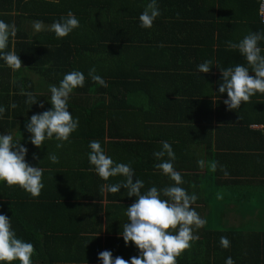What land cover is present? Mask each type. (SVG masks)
I'll use <instances>...</instances> for the list:
<instances>
[{
	"label": "crops",
	"instance_id": "0c3cea01",
	"mask_svg": "<svg viewBox=\"0 0 264 264\" xmlns=\"http://www.w3.org/2000/svg\"><path fill=\"white\" fill-rule=\"evenodd\" d=\"M62 1L63 6L60 0H0V20L14 23L17 28L16 36L9 39L7 51L14 52L19 41L37 33L32 28V21L41 20L44 25L42 29L47 28L53 21H45L43 15H53L60 7L64 12L71 10L74 15L88 13L94 17L99 13L140 14L147 3V0ZM260 3L261 0H158L161 15L154 21L155 31L162 34L174 31L175 34L158 39L164 51L147 68L133 70L135 63L130 61L129 66L123 65L127 69L119 72L118 79L124 77L123 73L126 72L130 78L136 74L139 75L136 81L142 80L137 87L139 92L136 94L134 91L130 96L133 103L129 114L124 115L122 105L117 108L119 121H123V116L127 118V134L117 132L112 123H104L101 114L96 112L102 108L101 104H105L103 88H107L90 86L87 90L84 85L74 89L68 99V111L78 118L80 131L73 132L60 149L56 148L57 141L54 139L45 140L37 148L28 142L30 134L25 131L24 125L31 115L51 108L48 85L58 86L64 74L70 71L56 69L58 59L55 53L49 63L46 62V53L40 68L28 69L21 65L20 69L9 67L10 71H0V94L8 88L11 94L8 105L11 102L17 105L15 109L5 106V112L0 116V134H11L14 139H20V143L28 149L26 162L43 170L44 187L40 194L62 204L61 208L53 207L59 209H53L51 216L46 221L43 219L44 224L36 227V230L42 227L50 229L43 235L45 242L41 252L44 259L36 264H101L97 253L103 250H109L113 258L119 256L125 261L139 254L132 244L125 246L118 235L127 222L125 208L136 197H128L123 188L118 193L101 191V185L116 183L123 178L110 177L104 181L89 170L91 166L87 154L90 151L89 141L92 140L100 141L105 154L114 162L131 163L135 173L133 182L139 178L144 183L142 193L151 186L160 189L174 183L154 167L160 161L153 153L160 150L161 141L169 142L175 154L174 170L181 174L183 183L188 184L193 179L194 183L197 182L194 189L198 191L195 193L198 199L191 207L205 221L203 225L209 226L207 217L213 219L210 225L213 222V227L221 229L250 222L251 216L241 213L235 192L236 188H244L238 183L250 188L249 176L246 179L240 175L264 170L261 150H254L260 161L248 157L253 153L251 149L264 148V139H260L264 135V93H257L247 103L242 102L239 109L229 111L223 103L227 95L218 92V83L221 81V68L246 64L238 50L228 49L225 42H238L249 32L264 33V24L259 17ZM102 18H105L104 15ZM90 29V21L80 19L79 27L66 40L72 48L77 47L81 52L80 56L74 57L81 68L92 64L91 53L86 51L87 45L92 43L86 37ZM80 30L86 31L85 35ZM150 31L153 33L154 30ZM130 32L131 37L126 35V42L116 44L136 45L132 36L137 39V36L146 35L143 30L141 33L135 30ZM258 45L264 55V40ZM206 59L213 61L211 71L198 73L196 66ZM0 66L6 65L0 61ZM82 73L86 80L88 73ZM249 75L254 76V73L249 72ZM133 82L134 78L129 84ZM135 89L134 85L132 90ZM23 92L33 93L39 104H25ZM40 104L44 107L41 108ZM237 127H244V130L237 133ZM95 130L101 136L88 139ZM190 131L195 136L188 135ZM252 131L258 132L257 139L250 136ZM151 136L156 138L153 142ZM199 140L202 144L198 143ZM34 153L37 159H33ZM47 153H55L58 162L48 161ZM199 159H204L206 165L209 161H215L212 163L216 165L215 169L209 166L198 168L196 162ZM221 168L227 170V176ZM194 174L199 175L198 180L193 177ZM233 182H237L235 188ZM16 188L19 189L16 191L18 195L28 196L19 186ZM217 190H222L224 194ZM227 199L233 202L228 203ZM229 209L233 211L232 217L228 215ZM203 225L199 227L200 231ZM191 227L195 235L197 227ZM178 258L176 264H181Z\"/></svg>",
	"mask_w": 264,
	"mask_h": 264
},
{
	"label": "clouds",
	"instance_id": "9594fccd",
	"mask_svg": "<svg viewBox=\"0 0 264 264\" xmlns=\"http://www.w3.org/2000/svg\"><path fill=\"white\" fill-rule=\"evenodd\" d=\"M56 2V0H52ZM161 15L158 0H147L140 13L139 27L151 28L153 22ZM43 21H32L34 31H41ZM79 27V21L74 13L69 10L66 15L54 20L47 26V30L54 33L57 39L64 38ZM17 28L14 23H6L0 20V61L13 70L21 68V60L13 51H5L10 37H15ZM264 40V33L249 32L238 42L226 41L228 49L238 50L246 61V64H236L227 68H221V81L218 83V92L227 98L223 100L227 110L235 111L240 108L242 102L247 103L250 97L257 93H264V55L258 42ZM213 61L206 59L196 66L198 73H209ZM249 72L254 73L249 75ZM95 68H90L88 77L101 87H107L105 80L95 74ZM85 76L79 70H73L64 74L58 86L48 85L50 98L48 102L51 108L35 113L26 121L24 128L29 133L28 142L40 148L45 140L57 141L56 148L63 147L70 135L78 128V118L68 111V99L74 89L83 87ZM26 96L25 104H39L31 92H23ZM8 107L15 109L16 103L11 102ZM43 108V104H40ZM5 112L0 105V116ZM87 154L90 171H94L99 178L108 181L110 177H122L116 183L101 185V191L118 193L123 188L128 197H136L135 201L125 208L124 215L127 222L123 224L122 231L118 234L125 246L132 244L139 250L137 256L129 261L117 256L113 258L111 251L103 250L97 253V259L101 264H176V258L185 249L190 247V241L198 239L193 234L195 225L202 226L205 221L200 217L194 207H191L198 199L195 193L189 194L180 185L183 183L181 174L174 170V151L167 141H161L159 151L153 156L156 160L154 167L174 183L158 189L151 186L146 190L144 183L137 178L133 182L134 170L131 163H117L105 154L100 141L92 140L88 144ZM28 149L20 143V139H14L11 134H0V182L7 186L17 185L32 197H38L44 187L40 167L31 166L26 162ZM167 159H163L164 157ZM33 159H37L35 153ZM46 159L51 163L58 162L55 153H47ZM197 166L203 169L206 165L204 159L197 160ZM215 169V164L208 165ZM225 176L226 169L221 168ZM218 198H221L218 196ZM221 248L227 249L230 241L225 235L219 238ZM34 246L30 242L17 237L13 230L11 220L4 214H0V264H11L19 261V264H32L31 257ZM224 264H235L231 256L226 257Z\"/></svg>",
	"mask_w": 264,
	"mask_h": 264
},
{
	"label": "trees",
	"instance_id": "16d2710c",
	"mask_svg": "<svg viewBox=\"0 0 264 264\" xmlns=\"http://www.w3.org/2000/svg\"><path fill=\"white\" fill-rule=\"evenodd\" d=\"M78 1L83 2L84 0ZM86 1L87 0H85V2ZM60 4L63 6L64 2L60 0ZM66 12L67 11L64 12V9L60 7L55 10L53 15H43L45 16L43 19L45 21L58 20L61 16H64V13ZM87 14L88 13H83L75 16L79 22L80 19L89 20L92 26V29L89 30L88 36H86L92 42L86 47V51L91 53L90 57L92 59V64L90 67L81 68L78 64V61L74 57L80 56L81 52H78L79 49L77 47L72 48L71 44H68L66 40L69 36L57 39L54 33L47 30V28L34 33L35 35L30 36L29 39L25 38L19 41L15 46L14 53L19 56L21 65H25V68L28 69L40 68L41 63H43L42 58L46 53L47 63L50 62L54 53L57 55L58 61L56 69L61 70L62 72L79 70L88 73L89 69L94 67L96 70L95 74L99 75L101 73V77L105 82L109 80L106 87L107 89L105 90L103 88V91L107 94L105 95L103 92L102 99H105V104H101L102 108L96 110V112L99 115L101 114L100 116L104 123H112V125H115L116 131L118 130L117 132L127 134L125 122L127 118L125 119L123 116V121L120 122L117 108L122 105L124 107V115L129 114L133 103L130 101V96L134 94V91L136 94L139 92L137 87L139 81L142 80L139 79L136 81V78H138L139 75L135 74L133 75L134 82L129 84V81L133 79L130 78L129 73L124 72L123 74H125V76L118 79L119 72L125 71L127 67H124L123 65L126 64L129 66L130 61L135 63L133 70L138 71L142 67L147 68L148 65L161 54V51H164L160 47L161 41H158V39L172 37L175 32L167 31L162 34L161 31H155L156 21L153 22L151 28L145 29L139 27V13L131 15L99 13L98 15H94V17ZM103 15L105 18H102ZM96 18H98V20L95 23ZM100 28L103 30H99ZM150 29L154 30L153 33ZM162 29L163 26L160 30ZM134 30L139 32L143 30L146 33V35L143 34L142 37L137 36V39H135V36H132L136 45L130 46L116 44L120 41L126 42L128 40L126 35L131 37L130 31ZM80 32H84V35L86 33V31L82 30H80ZM8 45L10 47V43ZM9 47H7L5 51H7ZM70 48L77 50V52L71 51ZM120 60L122 61L121 63ZM0 71H10V69L7 65L5 67L0 66ZM84 85L87 90L90 86L101 87L95 82H92L89 77L86 78ZM134 85L136 89L132 90ZM10 95L8 88L3 90L0 94V105H3L4 108L11 100ZM24 99H26V96ZM80 128L81 127H78L76 131L79 132ZM103 129H105V127H103ZM236 129H238L237 133H240L244 130V127H241V129L240 127H237ZM189 133L190 134H187L195 136L191 131ZM257 134V131H252L250 136H254V139H257ZM100 136L101 134H99L98 130H95L89 134L88 139H97ZM155 139L154 136L150 137L152 142ZM260 139H264V135H261ZM138 143L139 142H136V144ZM198 143L202 144L200 140ZM153 144H155V142ZM140 145L143 146L144 144L140 143ZM251 150L253 153L248 154V157L251 156L253 161H260V158H257V155L254 154V150H261L262 155L264 156V148L262 146L258 149ZM213 162L209 161L205 168ZM240 176L242 178L245 176L246 179L249 176L250 188L243 185V183H238V185H241L244 188H236L235 198L236 202L239 204L241 213L251 216L250 222L246 221L245 225L241 224L239 227L236 226L221 229L213 227V222L210 225V220L213 219L212 217H207L209 226L203 225L204 227L202 231H200L199 227L197 228L195 235H198L200 238L190 241V247L185 249L179 255L177 261L181 264H224L225 258L229 256L232 257L235 264H264V170L260 173ZM193 177L198 180L199 175L194 174ZM217 180L218 179H216V181ZM194 182L195 179L188 181V184L182 183L181 185L187 193H197L198 191H195L194 189L197 182ZM246 183H248V181H246ZM236 185L237 182H233L234 188ZM16 186L17 185L7 186L3 182H0V214H4L11 220L12 228L16 232L17 237L26 242H30L34 246L31 260L32 264H36L38 261L41 262L44 259V254L41 252V248L45 242L43 240V235L50 231V229L45 227L36 230V227L37 225L40 226L44 224V222H42L43 219L46 221L48 217L51 216L53 209L57 211V209L62 207V204L56 203L54 199L50 201V198L44 197L41 194L34 198L30 194L25 193L28 196L22 197L17 194L16 191H19V189H17ZM220 191L223 192L222 190H217V192ZM204 192L205 189H203V193ZM231 193L232 192H230V194ZM221 235L227 236L230 241V245L227 249L221 248L219 245V238ZM11 264H19V261H13Z\"/></svg>",
	"mask_w": 264,
	"mask_h": 264
},
{
	"label": "built area",
	"instance_id": "2783aa9c",
	"mask_svg": "<svg viewBox=\"0 0 264 264\" xmlns=\"http://www.w3.org/2000/svg\"><path fill=\"white\" fill-rule=\"evenodd\" d=\"M259 17H260L261 22L264 24V0H262L260 4Z\"/></svg>",
	"mask_w": 264,
	"mask_h": 264
},
{
	"label": "rangeland",
	"instance_id": "374dc122",
	"mask_svg": "<svg viewBox=\"0 0 264 264\" xmlns=\"http://www.w3.org/2000/svg\"><path fill=\"white\" fill-rule=\"evenodd\" d=\"M227 200H228V203H232L233 202V200L232 201L229 200V199H227ZM232 213H233V211L231 209H229V212H228L229 217L230 216L232 217ZM236 225H238V224H236Z\"/></svg>",
	"mask_w": 264,
	"mask_h": 264
}]
</instances>
